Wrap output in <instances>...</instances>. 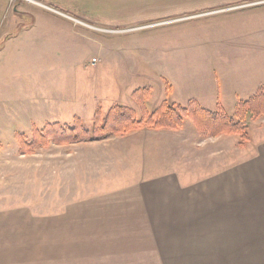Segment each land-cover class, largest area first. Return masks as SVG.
<instances>
[{"label": "crops", "instance_id": "crops-1", "mask_svg": "<svg viewBox=\"0 0 264 264\" xmlns=\"http://www.w3.org/2000/svg\"><path fill=\"white\" fill-rule=\"evenodd\" d=\"M72 1L82 11L90 6L87 0L64 6L60 0H0V79L14 74L31 47L46 46L49 53L48 37L35 35L49 25L36 23L35 16H76ZM102 1L94 0L95 21H112L119 8L149 5L180 20L264 5V0H130L123 6ZM97 6H107L109 18ZM218 82L215 78L206 95L195 91L203 108L224 109ZM258 86L250 83L247 89ZM187 99L179 97L182 103ZM253 123L242 147L233 135H201L184 123L178 130L141 127L101 140L51 144L64 148L50 152L48 159L59 157L63 164H48L47 171L64 176L61 222L78 224L77 264H264V116ZM18 165L8 162L4 173Z\"/></svg>", "mask_w": 264, "mask_h": 264}, {"label": "rangeland", "instance_id": "rangeland-1", "mask_svg": "<svg viewBox=\"0 0 264 264\" xmlns=\"http://www.w3.org/2000/svg\"><path fill=\"white\" fill-rule=\"evenodd\" d=\"M87 1V13L72 1L76 16L36 15V23L49 25V30L35 31L48 37L49 53L46 46L31 47L30 57L21 59L14 74L0 79L4 88L0 92V264H77L81 242L78 224L61 222L62 171L53 176L47 171L48 164H63L59 157L48 159L50 152L64 148L50 142L19 154L16 134L30 139L34 128L71 124L75 117L90 129L95 110L104 113L114 104L139 114L131 97L138 88L150 92L145 102L149 112L163 100L185 105L201 96L196 90L205 95L213 92L215 78L224 111L233 116L237 101L256 91L247 89L250 83L264 86V5L188 20L176 19L174 12L160 14L162 8L149 5L137 11L119 8L112 21H95L94 0ZM60 3L64 6L69 0ZM124 4L130 0L118 1L119 6ZM105 7L97 9L109 18ZM248 78L252 82L244 83ZM180 96L188 99L182 103ZM246 120L253 129L255 119ZM184 124L185 129L195 128L188 118ZM15 161L21 166L5 174L8 162Z\"/></svg>", "mask_w": 264, "mask_h": 264}, {"label": "trees", "instance_id": "trees-1", "mask_svg": "<svg viewBox=\"0 0 264 264\" xmlns=\"http://www.w3.org/2000/svg\"><path fill=\"white\" fill-rule=\"evenodd\" d=\"M166 88L165 93H168ZM148 88H138L131 97L139 105V114L130 107L114 104L106 112L95 110L90 129L84 127L80 118L75 117L71 124L46 123L42 128H34L30 139L16 134L18 153H32L37 147L55 144L77 143L101 140L113 135H124L146 127L150 129L178 130L188 118L195 128L205 135H237L238 145L244 146L249 140L246 117L257 119L264 116V86H260L245 100H238L233 116L225 113L220 104L213 110L203 108L195 99L185 105L171 104L163 100L153 111H147Z\"/></svg>", "mask_w": 264, "mask_h": 264}, {"label": "built area", "instance_id": "built-area-1", "mask_svg": "<svg viewBox=\"0 0 264 264\" xmlns=\"http://www.w3.org/2000/svg\"><path fill=\"white\" fill-rule=\"evenodd\" d=\"M92 61H93V62H95V61H96V59H93Z\"/></svg>", "mask_w": 264, "mask_h": 264}]
</instances>
